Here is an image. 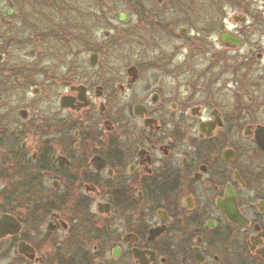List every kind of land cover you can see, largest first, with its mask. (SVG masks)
Returning <instances> with one entry per match:
<instances>
[{
    "label": "flooded vegetation",
    "instance_id": "af4514ba",
    "mask_svg": "<svg viewBox=\"0 0 264 264\" xmlns=\"http://www.w3.org/2000/svg\"><path fill=\"white\" fill-rule=\"evenodd\" d=\"M131 13L121 71L0 54V264H264V0Z\"/></svg>",
    "mask_w": 264,
    "mask_h": 264
},
{
    "label": "trees",
    "instance_id": "16d2710c",
    "mask_svg": "<svg viewBox=\"0 0 264 264\" xmlns=\"http://www.w3.org/2000/svg\"><path fill=\"white\" fill-rule=\"evenodd\" d=\"M133 2L134 0H0V23L5 24L0 33V52L11 54L12 49L21 50L38 43L44 53L51 54L53 51L57 52L53 45L67 42L65 40L80 42L85 50L90 45L93 49L94 33L97 26L101 25L98 16L102 14L101 18L104 19L109 12L118 9L119 3L131 12ZM28 7L37 16L31 21H26L24 14ZM5 8L12 9L14 15L8 17ZM17 25H20L19 28ZM27 30L30 32L28 36L25 35Z\"/></svg>",
    "mask_w": 264,
    "mask_h": 264
},
{
    "label": "rangeland",
    "instance_id": "374dc122",
    "mask_svg": "<svg viewBox=\"0 0 264 264\" xmlns=\"http://www.w3.org/2000/svg\"><path fill=\"white\" fill-rule=\"evenodd\" d=\"M155 1V0H153ZM124 5L119 3L118 9L119 10H125L123 7ZM29 9L24 10L25 18L26 21H31L32 19L37 18L36 13H33V9L28 7ZM8 8H5L7 10ZM13 11V10H12ZM14 15V12H13ZM12 15V16H13ZM130 16V21L127 25H121L117 24L116 22L110 20V12L106 15L104 19H102V14L99 15L98 21L100 22V26H97V31L94 33L95 38L99 41H105L102 37V33L104 31H109L110 32V38L108 41L114 42L118 45V50L115 52V54H119L120 56H123V60H118L115 61L111 66H113L114 70L121 71L123 70L126 66L130 65L133 63L134 58H133V48L134 44L132 42V36L130 37L131 30L134 29L135 26H137L136 22V17L132 15L131 12H129ZM22 17V15H21ZM14 25V24H13ZM20 25H17V28H19ZM3 27H5V24L0 23V33L3 31ZM144 27V26H142ZM138 28V27H137ZM141 32L146 33V28H143ZM129 33V34H128ZM30 32L27 30L25 31V35L28 36ZM128 34L129 36H126ZM124 35L126 37H124ZM147 37V36H146ZM148 40V39H147ZM67 42H59L55 43L53 45L54 49L58 52L59 55H70V54H75L78 56L79 63L83 65V61H87V57L90 54V52L84 51L82 47L80 46V42L77 44L76 42L70 41V40H65ZM70 41V42H69ZM82 45V44H81ZM44 48V46H43ZM31 49L35 51L37 54H46L43 52L42 48L38 43H34L31 45V47H26L22 50H11V54L13 55H18V56H23V55H28V53L31 52ZM0 54H5L1 53ZM66 57L64 59L60 58V72L65 68L67 63H69L70 56ZM3 61H6V56L2 57ZM26 59V58H24Z\"/></svg>",
    "mask_w": 264,
    "mask_h": 264
},
{
    "label": "water",
    "instance_id": "95a60500",
    "mask_svg": "<svg viewBox=\"0 0 264 264\" xmlns=\"http://www.w3.org/2000/svg\"><path fill=\"white\" fill-rule=\"evenodd\" d=\"M12 12H13L12 9L8 8L5 14L7 16H10ZM111 18L114 19L118 23H126L128 20V16L124 11H117L115 13H112ZM104 35L107 36V32H105ZM5 223H6V217H2L0 220V235L4 233Z\"/></svg>",
    "mask_w": 264,
    "mask_h": 264
}]
</instances>
